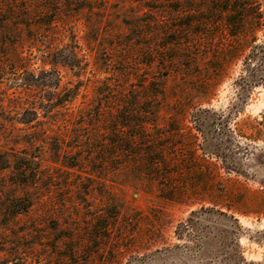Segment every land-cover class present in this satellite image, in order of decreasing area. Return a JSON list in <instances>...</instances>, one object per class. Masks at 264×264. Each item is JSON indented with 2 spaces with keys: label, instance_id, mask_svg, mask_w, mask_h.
<instances>
[{
  "label": "rangeland",
  "instance_id": "obj_1",
  "mask_svg": "<svg viewBox=\"0 0 264 264\" xmlns=\"http://www.w3.org/2000/svg\"><path fill=\"white\" fill-rule=\"evenodd\" d=\"M209 6L0 0V264H196L166 250L192 246L177 228L203 207L242 229L198 264L228 244L264 264V82L241 80L250 50L209 81L235 45ZM200 109L225 133L207 117L200 134Z\"/></svg>",
  "mask_w": 264,
  "mask_h": 264
},
{
  "label": "trees",
  "instance_id": "obj_2",
  "mask_svg": "<svg viewBox=\"0 0 264 264\" xmlns=\"http://www.w3.org/2000/svg\"><path fill=\"white\" fill-rule=\"evenodd\" d=\"M209 3L207 10H204L203 25H217L221 26L226 33V36L233 40L234 44L229 49H226L228 55L224 60V63L221 62L220 66H214L212 79H209L210 82H214L217 78L220 77L221 71L225 67V64L233 63L238 60L247 50H250V53L244 58V68L245 74L242 77V81L246 84L247 87H257L264 82V76L261 74L262 71L256 70V65L254 63L260 62L264 65V42L258 44L260 41L259 34L263 33L264 35V5L258 0H206ZM182 10L176 8L175 13L180 14ZM261 53V54H260ZM260 55V56H259ZM61 58L63 56L61 55ZM65 63V66L74 68L75 63H77L76 54L72 53V56L67 55L62 59ZM227 60V62H226ZM217 65V64H216ZM262 67V66H261ZM260 67V68H261ZM33 87V86H30ZM201 115L195 117V123L197 131L202 134V125L206 122L207 117H212V122L217 125L219 134L225 133V122L227 117L225 115H218L217 113L211 110H199ZM36 114V112H34ZM202 114H206V117H203ZM33 121L27 122L32 123ZM23 177H27L24 170H22ZM24 208L19 209L14 214H24L27 213L30 209L31 203L27 200L24 201ZM21 206V205H20ZM230 211V210H229ZM221 210H215L214 208H202L199 211L192 212L190 217L183 223L179 224L177 228V237L180 241H187L192 246H176L175 248H167V260L174 262L179 256L178 251L180 248H185L182 251V254H185V259L188 257L192 260L201 259L199 256L202 252L208 254L210 249L207 247L206 240L211 235L220 236L224 241H229L232 238V241H235L241 233V226L239 225L238 220L235 219L233 215H229ZM214 215L217 216V219L214 217L212 220L213 223H217L216 228H213L208 223V216ZM221 225H227L226 228H220ZM220 228V229H219ZM191 248L195 249L196 252L193 255H189L188 251ZM224 257L223 264H256L248 263L238 251L236 246H230L228 244L222 250ZM218 259L216 257V252L213 254L212 260Z\"/></svg>",
  "mask_w": 264,
  "mask_h": 264
}]
</instances>
